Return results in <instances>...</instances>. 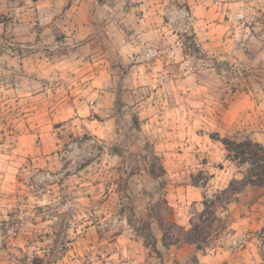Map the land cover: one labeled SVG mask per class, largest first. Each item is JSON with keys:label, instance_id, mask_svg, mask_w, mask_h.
<instances>
[{"label": "rangeland", "instance_id": "obj_1", "mask_svg": "<svg viewBox=\"0 0 264 264\" xmlns=\"http://www.w3.org/2000/svg\"><path fill=\"white\" fill-rule=\"evenodd\" d=\"M242 117L264 0H0V264H264Z\"/></svg>", "mask_w": 264, "mask_h": 264}, {"label": "trees", "instance_id": "obj_2", "mask_svg": "<svg viewBox=\"0 0 264 264\" xmlns=\"http://www.w3.org/2000/svg\"><path fill=\"white\" fill-rule=\"evenodd\" d=\"M33 1L37 2L38 0ZM214 139L220 141L224 145L230 159L238 161L240 166L248 165L242 184L238 187H231L229 190L223 191V194L230 192L238 194L247 185L264 188V146L262 144L250 138L239 142L228 138L220 139L217 137ZM206 206L209 207L208 205ZM200 221L201 223H205L206 219L200 217ZM158 222L163 229L165 227L163 222L160 219H158ZM260 235L264 243V227L260 231ZM188 240L191 243L194 242L191 238H188ZM163 244H167L164 239Z\"/></svg>", "mask_w": 264, "mask_h": 264}, {"label": "crops", "instance_id": "obj_3", "mask_svg": "<svg viewBox=\"0 0 264 264\" xmlns=\"http://www.w3.org/2000/svg\"><path fill=\"white\" fill-rule=\"evenodd\" d=\"M248 116L252 118L253 114L249 113ZM237 123L247 130L246 132L249 134L250 139L257 141L264 146V130L260 131V129H255L254 123L252 121L248 122L243 119V117Z\"/></svg>", "mask_w": 264, "mask_h": 264}]
</instances>
